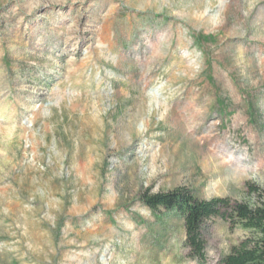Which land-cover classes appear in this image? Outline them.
Wrapping results in <instances>:
<instances>
[{
    "label": "rangeland",
    "instance_id": "obj_1",
    "mask_svg": "<svg viewBox=\"0 0 264 264\" xmlns=\"http://www.w3.org/2000/svg\"><path fill=\"white\" fill-rule=\"evenodd\" d=\"M178 187L264 197V0H0V264H199Z\"/></svg>",
    "mask_w": 264,
    "mask_h": 264
},
{
    "label": "trees",
    "instance_id": "obj_2",
    "mask_svg": "<svg viewBox=\"0 0 264 264\" xmlns=\"http://www.w3.org/2000/svg\"><path fill=\"white\" fill-rule=\"evenodd\" d=\"M141 203L150 211L173 213L183 223L184 247L188 256L199 264H206L207 241L203 232L206 223L221 218L239 225L249 233L243 241L233 246L219 264H264V197L254 205L233 203L230 198L201 199L187 187L150 193L145 191Z\"/></svg>",
    "mask_w": 264,
    "mask_h": 264
}]
</instances>
